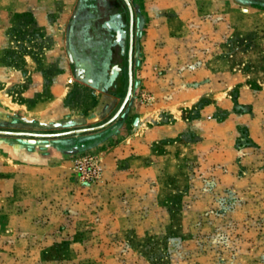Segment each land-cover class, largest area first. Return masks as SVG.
Returning <instances> with one entry per match:
<instances>
[{
  "label": "rangeland",
  "instance_id": "1",
  "mask_svg": "<svg viewBox=\"0 0 264 264\" xmlns=\"http://www.w3.org/2000/svg\"><path fill=\"white\" fill-rule=\"evenodd\" d=\"M101 2L0 0V264H264V0H129L115 117Z\"/></svg>",
  "mask_w": 264,
  "mask_h": 264
},
{
  "label": "flooded vegetation",
  "instance_id": "2",
  "mask_svg": "<svg viewBox=\"0 0 264 264\" xmlns=\"http://www.w3.org/2000/svg\"><path fill=\"white\" fill-rule=\"evenodd\" d=\"M102 2L96 8L95 16L88 18L83 25L82 44L83 49L92 57L100 58L102 64H107L105 87L107 94L120 100L118 109L111 117L122 112L125 107L124 99L129 86V53L134 47V38L136 32L135 16L132 7L128 6L126 0H101ZM129 1V0H128ZM130 3V2H129ZM124 4V6H123ZM126 6V7H125ZM131 6V4H130ZM126 8V9H125ZM132 11V12H131ZM126 56V57H125ZM126 58V64H125ZM132 70V63H131ZM126 86V92L123 89ZM88 128V127H85ZM80 129V128H78ZM75 130V129H72ZM3 131V130H1ZM70 131V130H68ZM83 131V132H89ZM9 132V131H7ZM67 132V131H63ZM29 136H38L32 134H47L34 132H18L17 134H26ZM29 133V134H28ZM61 133V132H57ZM82 132H79V134ZM16 134V133H15ZM54 134V133H49ZM76 134V133H69ZM69 134L56 135L66 136Z\"/></svg>",
  "mask_w": 264,
  "mask_h": 264
},
{
  "label": "water",
  "instance_id": "3",
  "mask_svg": "<svg viewBox=\"0 0 264 264\" xmlns=\"http://www.w3.org/2000/svg\"><path fill=\"white\" fill-rule=\"evenodd\" d=\"M126 2L128 3V6L131 8L130 3L128 0H126ZM132 12V11H131ZM129 57H130V67H129V86H128V90L124 99V103L127 101V99L129 98V95L131 93V88H132V70H131V51L129 53ZM100 127V126H97ZM97 127H88V128H80V129H75V130H70L67 132H61V133H54V134H32V135H38V136H56V135H63V134H69V133H79V132H83V131H88V130H93ZM0 133H11V132H7V131H0ZM27 134V133H26ZM29 134V133H28Z\"/></svg>",
  "mask_w": 264,
  "mask_h": 264
}]
</instances>
